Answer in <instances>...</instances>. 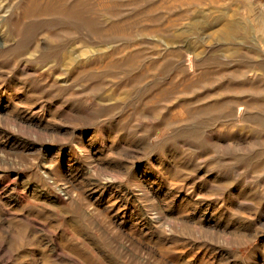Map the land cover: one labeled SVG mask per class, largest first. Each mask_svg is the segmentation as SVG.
<instances>
[{
	"label": "rangeland",
	"instance_id": "rangeland-1",
	"mask_svg": "<svg viewBox=\"0 0 264 264\" xmlns=\"http://www.w3.org/2000/svg\"><path fill=\"white\" fill-rule=\"evenodd\" d=\"M0 264H264V0H0Z\"/></svg>",
	"mask_w": 264,
	"mask_h": 264
},
{
	"label": "bare ground",
	"instance_id": "bare-ground-1",
	"mask_svg": "<svg viewBox=\"0 0 264 264\" xmlns=\"http://www.w3.org/2000/svg\"><path fill=\"white\" fill-rule=\"evenodd\" d=\"M60 190H62V189H60ZM63 192V191H62ZM66 192V191H65ZM93 194V193H92ZM64 195H65V193H64Z\"/></svg>",
	"mask_w": 264,
	"mask_h": 264
}]
</instances>
